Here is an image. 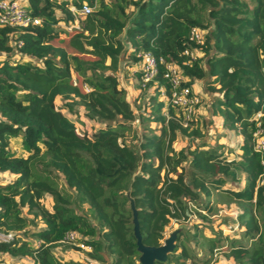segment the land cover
<instances>
[{
    "label": "trees",
    "instance_id": "trees-1",
    "mask_svg": "<svg viewBox=\"0 0 264 264\" xmlns=\"http://www.w3.org/2000/svg\"><path fill=\"white\" fill-rule=\"evenodd\" d=\"M249 2L25 0L38 23L0 24V173L11 177L0 181V231L13 233L0 241V264H140L131 201L143 244L158 246L172 220L179 226L174 251L156 264H214L218 254L233 264H264V176L254 150V133L264 128V0ZM83 3L92 11L68 32L71 7ZM192 28L202 30V44L190 39ZM62 35L93 59L54 44ZM141 52L158 61L144 86ZM168 63L179 69L181 86L204 82L212 117L240 136L226 152L205 140L200 105L185 120L171 103ZM122 69L132 72L133 101ZM75 105L97 130L77 131L63 112ZM179 135L199 142L177 150L171 142ZM213 193L241 206L237 237L220 228L207 235L218 212ZM71 232L74 241L64 242ZM57 245L82 256H60Z\"/></svg>",
    "mask_w": 264,
    "mask_h": 264
},
{
    "label": "rangeland",
    "instance_id": "rangeland-1",
    "mask_svg": "<svg viewBox=\"0 0 264 264\" xmlns=\"http://www.w3.org/2000/svg\"><path fill=\"white\" fill-rule=\"evenodd\" d=\"M246 1L249 3L250 6L252 5V3L249 2V0H246ZM66 30H67V28H66ZM67 31L72 32L74 30H72V31L67 30ZM68 37H69V35H66V36L62 35L58 39L54 40L53 42L56 45L63 46L70 53L78 54L80 57L85 58V59H93L92 55L79 54L74 49L69 47V45L67 44ZM122 60H125V58H122ZM125 72H126V70H125ZM118 75L120 76V78H122L123 84L129 92L128 99L130 101H133L136 97L137 92H138L136 84L134 82V79H129L130 76H128L127 74L125 75L123 69L119 71ZM77 77L78 76L75 75V79H77ZM131 77H132V74H131ZM84 89H85V87H84ZM200 97H201L202 101H201V104L199 106L200 111L198 112V114H199V117L202 119L201 121L204 120L202 127L203 128L205 127V129H206L205 130V136H206L205 140H207L211 144H212V142H215V143H218V145H222L223 146L222 150L226 152L231 147V144L236 142L238 134L230 131L228 128H222L221 127V121L219 119H214L210 115L209 100H207L209 97H206V98H203L202 96H200ZM55 104L58 108L64 106L63 102H61V100L59 98L55 99ZM63 112L76 123V128H77V131L79 133L85 132V133L91 134L92 132L97 130V122L89 121L88 118H86L83 115V109L80 105H75L71 110L64 109ZM141 127H142V125L140 126V128ZM197 142H199V141L197 140L194 142V140L191 141V140L179 135L174 140H172L171 144L175 149L179 150L181 148H186V147L189 149H192L197 145ZM10 146L17 153H20L19 144H18V141L16 139L10 140ZM232 155L235 156V153H233ZM10 178L11 177L9 174L0 173V181L7 182ZM58 181H59L60 185H64L63 178L60 175H59ZM214 200H215V203H216V200L219 201L218 203H220L217 206V209L219 211L216 213V215L212 216L208 220L209 221V226H208L209 228L206 230L207 235L210 236V232H212V231L217 232L218 229L220 228L224 235L237 237L238 233H239V228L235 229L236 231H230L228 228V225H230V223L233 225L239 224L238 221L236 220V218L241 211V206L235 202H228L226 199L222 198L219 193L216 194V197H214ZM43 204L46 207L51 208V199L49 196L44 197ZM170 224L171 225H169L165 230L164 239L167 238L173 230H176L179 227L175 224L174 220H172ZM36 225L41 226L39 221L36 222ZM220 226H222V227H220ZM182 228H185V227H182ZM189 234H190V232H189ZM198 238L200 239V236ZM163 240H161V243L163 242ZM61 247H62V252L63 253L65 252V256L67 254L69 255V257L75 256L73 253V250L71 249L72 247L70 245H62ZM197 251H198L199 255L204 254V253H206V247L203 248V247L199 246ZM218 256L219 257L214 262V264H233L231 261H229L228 259H225L223 256H221V254L220 255L218 254Z\"/></svg>",
    "mask_w": 264,
    "mask_h": 264
},
{
    "label": "built area",
    "instance_id": "built-area-1",
    "mask_svg": "<svg viewBox=\"0 0 264 264\" xmlns=\"http://www.w3.org/2000/svg\"><path fill=\"white\" fill-rule=\"evenodd\" d=\"M25 0H0V24L2 25H18V26H27L30 23H38L39 19L32 18L25 8L23 7ZM92 11V6L88 3H83L79 9H76L74 6L71 7V12L74 15V20L72 23L66 26L67 30L72 31L79 29L80 22L79 18L86 14H89ZM190 39L195 41L197 44L203 43V32L200 29L192 28L190 31ZM19 44H21L19 42ZM185 55L195 58V55L198 54L196 50L187 49L184 51ZM140 61L141 69V83L142 86L151 82L158 72V61L150 52H141L138 54ZM160 62H163V59H159ZM164 78L168 81L171 87L170 101L173 105L178 106L183 109L185 120H188L190 116L196 110L195 108L200 105L201 97L199 94L194 92L189 86H181L183 77L179 69L173 64H166V71L164 73ZM85 90H88L85 87ZM159 92L161 95L165 94L163 87H160ZM261 114H258L259 118ZM183 125H187V121L183 122ZM254 150L257 151L260 155V163L262 166V176H264V128L259 124L257 130L254 133ZM230 231H236L235 229L240 230L239 224L228 225ZM75 233H68L64 239V242H71L75 239ZM13 239V233H4L0 231V241H9ZM82 251H90L91 247L85 244H76Z\"/></svg>",
    "mask_w": 264,
    "mask_h": 264
},
{
    "label": "water",
    "instance_id": "water-1",
    "mask_svg": "<svg viewBox=\"0 0 264 264\" xmlns=\"http://www.w3.org/2000/svg\"><path fill=\"white\" fill-rule=\"evenodd\" d=\"M130 207L133 212V231L136 238L137 250L139 251V262L140 264H156L158 262H165L167 255L174 251L176 237L178 230H173L167 238L158 246H149L142 243L141 234L138 228V222L136 218V210L134 204L131 201Z\"/></svg>",
    "mask_w": 264,
    "mask_h": 264
},
{
    "label": "crops",
    "instance_id": "crops-1",
    "mask_svg": "<svg viewBox=\"0 0 264 264\" xmlns=\"http://www.w3.org/2000/svg\"><path fill=\"white\" fill-rule=\"evenodd\" d=\"M131 74L132 73H129V74H127L128 76H130L129 77V79H131L132 77H131ZM203 81H195L194 82V84H193V86H192V90L194 91V92H196L197 94H199V96H202L203 98H206V97H210L209 96V94L206 92V90L204 89V86H203ZM128 91V90H127ZM128 94H129V92H128ZM207 100H209L210 101V98H208ZM200 110H198V112H199ZM210 115H211V111H210ZM211 117H212V115H211ZM214 119H219V118H214ZM220 120V119H219ZM221 121V120H220ZM222 127V126H221ZM241 140V138H240V136L238 135L237 136V139H236V141H240ZM213 143V142H212ZM236 143V142H235ZM233 153H235V156L237 155V151H232V153L231 154H233ZM244 183H245V177H244V175H241V177H240V182H239V185H238V187L239 188H241V187H243L244 186ZM216 194L217 193H213V195H212V197H211V201L212 202H214L215 203V200H214V197H216ZM219 201H217L216 200V203H215V205L216 206H218L220 203H218ZM219 211V210H218ZM221 212V211H220ZM216 215V214H215ZM214 216V215H213ZM220 227H222V226H220ZM54 250H55V252L58 254V255H64L65 254V252L63 253L62 252V247L60 246V245H57V246H55L54 247ZM72 252V251H71ZM73 253H74V257H77V256H82V254L81 253H78V252H75V251H73ZM65 256V255H64ZM66 257H68L69 258V255L67 254L66 255ZM94 263V262H93Z\"/></svg>",
    "mask_w": 264,
    "mask_h": 264
}]
</instances>
